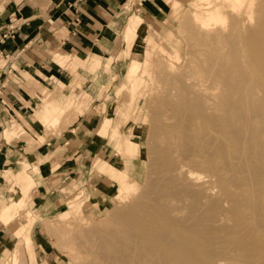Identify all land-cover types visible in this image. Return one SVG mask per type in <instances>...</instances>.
I'll return each mask as SVG.
<instances>
[{
  "label": "bare ground",
  "instance_id": "1",
  "mask_svg": "<svg viewBox=\"0 0 264 264\" xmlns=\"http://www.w3.org/2000/svg\"><path fill=\"white\" fill-rule=\"evenodd\" d=\"M199 2L206 7L193 11L191 36L207 46L196 50L212 53L196 51L195 60L207 55L190 73L170 72L174 88L156 101L149 133L155 182L137 205L128 192L120 197L125 175L108 166L120 204L61 241L81 264H264V0ZM142 21L130 17L124 44L142 45ZM140 50L132 55L134 80ZM130 127L138 154L140 128Z\"/></svg>",
  "mask_w": 264,
  "mask_h": 264
},
{
  "label": "crops",
  "instance_id": "2",
  "mask_svg": "<svg viewBox=\"0 0 264 264\" xmlns=\"http://www.w3.org/2000/svg\"><path fill=\"white\" fill-rule=\"evenodd\" d=\"M162 1L8 0L2 3L0 8V169L12 165L15 161L6 172L20 184L19 188L24 195L34 183L42 182L37 189L39 196L35 198H43L48 204L32 201L25 214L28 215L27 220L30 222L36 216L39 217H36L38 220L48 218L51 209H55L58 216L63 217L65 208L73 204L68 201L69 195L83 187L92 193L97 189L98 183H101L104 185L103 190H107L109 187L107 178L104 175L98 177L91 175V167L96 159L107 163L105 158L118 154L108 147L106 140L94 143V135L87 133L88 122L91 127H95L97 120L96 99L81 110L80 117L73 121L71 131L67 127L60 133L46 134L44 126L36 125L34 107L42 96L40 88L53 89L52 85L40 78L41 75L51 73L50 76H57L64 83H68L71 81L70 73L67 69H61L65 66L66 57H87L95 51L105 55L116 51L121 47L122 29L125 28L132 13H138L143 19L138 28L139 33L147 32L150 25L161 23ZM9 24L16 25L17 28L8 38L1 39ZM147 35L149 40V31ZM141 44L137 45V41H133L132 48L126 50L127 58L130 56L129 53L133 55L135 48L139 46L142 47L140 50L142 56L144 40ZM57 49H61L64 53L52 54ZM100 64L98 59H94L91 68L96 71ZM25 73H28L34 81H29ZM128 76L132 77L130 71ZM108 82L109 78L99 75L98 72L85 92L88 95L95 94L101 84ZM92 86L96 87L95 93L89 92ZM81 89L82 87L74 86L70 94L76 96ZM116 104H120L119 99L116 100ZM60 108L62 107L56 103H46L41 110L39 121L51 123L52 115L49 112L55 113ZM106 121L110 122L108 118L101 122L95 134L96 140ZM14 122L21 124L28 132L33 128L46 134L45 143L41 148L46 149L50 155L48 162L43 164L33 159L30 163L18 160L21 159L20 156L28 159L41 148L26 151L28 143L25 137L21 134L13 137ZM108 128L109 126L106 131ZM86 161L89 164L93 162L84 170L83 165ZM35 168L38 177L32 173ZM72 181L71 188L63 187ZM11 198H14L12 202L16 205L18 200L15 199L12 189L0 194V211L5 210ZM86 202L92 201L87 198L82 206ZM77 203L78 201L74 204L75 208L78 207ZM35 222L30 224L26 233L24 230L26 223H21L17 214L7 225L0 222V264L6 260L15 243L18 247L20 244L26 245L29 251L28 264L48 263L37 261L41 257H46L47 250L42 244L33 245ZM25 235L30 239L29 244L24 240Z\"/></svg>",
  "mask_w": 264,
  "mask_h": 264
},
{
  "label": "rangeland",
  "instance_id": "3",
  "mask_svg": "<svg viewBox=\"0 0 264 264\" xmlns=\"http://www.w3.org/2000/svg\"><path fill=\"white\" fill-rule=\"evenodd\" d=\"M6 1L8 0H0V8L2 7V3ZM198 3L201 2H199V0L162 1L163 13L160 16L161 23H158V25H150L147 32L142 35V40L140 42L144 40V47L140 58V66L135 74V80L133 76H128V73L136 61L134 57H132V54L128 58L126 55V50L129 51L130 48H132L133 41L135 40H132L129 45L124 44V27L121 36L122 44L116 51L105 55L95 51L91 56L87 57H66L65 66L61 69H67L70 73L71 81L68 83H64L57 76H50L51 73L49 75H41L40 77L44 82L52 85L53 89L40 88L42 96H40L38 103L34 107L35 121L40 125L37 123L36 125L44 126V132H46V134L51 132L57 134L67 127L71 131L73 130V121L80 117L81 110L88 107L96 99L95 103L98 115L95 116V118L97 117V124L95 123V127H91L88 122L89 130L87 133L94 135V143L106 140L108 147L118 154L108 159L105 158L107 163L102 162L100 159H96L91 167L92 174H90L94 176L96 174V177L99 175H104L106 177L109 165L120 170V172L125 175L126 179V184L123 185L122 188L124 192H120V197H123L124 194L126 196L128 192L127 196H131V201L133 200L137 205L143 203V199L141 198L143 193H150L144 186L150 183L153 184L157 174L149 169V151L150 146L154 143L149 133L154 117L153 114L156 101H159V96L164 95L174 88L173 83L169 82L170 80H167V78H170L173 73L177 74L178 71L180 75L187 70H194L193 67L196 66V63H199L198 59L202 56L203 61V59H205V54H208L206 51H209V53L211 52V48L208 46V48H204L206 52L203 51L204 56L202 53H199L201 56L199 57L198 54V59L195 60L193 58L197 56V52L204 50L198 51L196 47H207L202 44L196 46L199 41L196 40L197 38H192L193 31H190L191 28L189 27V25L192 24L193 11L196 10L199 12V8L203 11V8L206 7L204 2L201 3L200 7H196L195 5H198ZM134 14L139 15L138 13H132L130 16ZM188 27L190 29H188ZM148 31L149 40L148 35L146 36ZM194 41L198 43L195 44ZM201 48H199V50ZM57 50L52 54L64 53L61 49ZM94 59H98L101 63L96 71L91 68ZM192 61H194L195 65ZM191 63L193 66H191ZM189 71L186 73H190ZM98 72L99 75L101 74L103 77L109 78V82L108 84H101L97 93H95V86L90 87L89 92L95 94L88 95L85 92L87 86L96 78ZM161 72L163 73L161 74ZM25 77L28 78L29 81H34L28 73H25ZM74 86H78L79 88L82 87L81 91L76 96L70 94V90ZM115 90L117 91L115 92ZM118 99L120 104H116V100ZM50 102L56 103L62 108L55 113L49 112L52 115L51 123H41L39 117L43 105ZM106 118L110 120L107 125L109 128L104 135L96 140L95 134L101 122ZM130 126H139L140 128L139 138L137 140L140 151L138 154L133 152L134 147L129 146L130 137H133L134 134ZM31 127L32 126H30V128ZM19 134L24 136L28 143L26 151L38 150L45 143V133H40L37 130H33V128H31V132H28L21 124L14 122L13 137ZM162 141L163 140H161V144ZM19 158L21 159L18 160L27 161L29 163L33 159L44 164V162H48L50 155H48L46 149L41 148L28 159H23V156ZM92 162L93 161L89 164V162L86 161V164L83 165L84 170L86 167L91 166ZM14 164L15 161H13L12 165L0 169V194L7 193L12 189L15 199L21 200V202L13 205L12 201L14 198H11L5 210L0 211V222L5 225L12 220L15 214L20 218L21 223L25 222L28 216L25 214L32 201H36L39 204H48L43 198H35L39 196L37 189L42 182L34 183L25 195L22 193L19 188L20 184L6 172V169ZM98 169H101V174L95 173ZM32 173L34 176L38 177L36 168ZM11 175L14 174L11 173ZM109 182L107 190H103L104 185L98 183V190L96 189L92 193L86 191L83 187L76 190L74 194L69 195L68 201L73 204L65 208L62 213L63 217H59L57 211L51 209V214L48 218L38 220V218L34 217L35 219H32V222L28 221V224L24 226L25 233L26 228H29L28 226L36 221L33 229V238L30 233L32 240L34 239L33 245L42 244L47 250L46 257H41V259L37 260L38 262L46 261L48 262L47 264H81L76 250L65 246L64 243H62V239L67 232H70V234H74V231L75 233L77 232V230L74 229L75 225L78 226V230H80L82 226L85 227L88 222H97L110 215L111 211L115 210V206L120 204L119 201H121V198L112 195L114 194V182L112 180ZM72 183L73 181L69 185H63V187L69 189ZM86 193H88V195ZM87 198H90L92 202H86L83 206L81 205L82 207H79V201H85ZM125 199H128V197ZM76 201H78V207L75 208L74 204ZM15 245L2 264H28L29 251L26 245L20 244L19 247Z\"/></svg>",
  "mask_w": 264,
  "mask_h": 264
},
{
  "label": "built area",
  "instance_id": "4",
  "mask_svg": "<svg viewBox=\"0 0 264 264\" xmlns=\"http://www.w3.org/2000/svg\"><path fill=\"white\" fill-rule=\"evenodd\" d=\"M77 1H82V0H77ZM16 28H17L16 25L9 24L7 26V30L1 35V39L8 38Z\"/></svg>",
  "mask_w": 264,
  "mask_h": 264
}]
</instances>
